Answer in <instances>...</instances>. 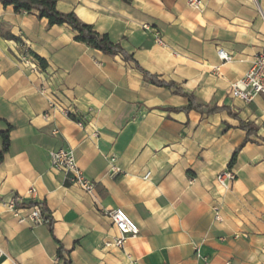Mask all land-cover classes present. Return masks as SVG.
Returning <instances> with one entry per match:
<instances>
[{"label":"crops","instance_id":"0c3cea01","mask_svg":"<svg viewBox=\"0 0 264 264\" xmlns=\"http://www.w3.org/2000/svg\"><path fill=\"white\" fill-rule=\"evenodd\" d=\"M201 1L199 10L187 0H56V8L106 33L159 80L220 108L210 114L185 110L188 98L174 87L74 40L68 25L0 5V127L10 126L0 264H264V93L250 103L230 93L264 52V0ZM220 48L229 62L220 63ZM241 123L255 133L229 166L246 138ZM60 147L73 150L91 193L52 168L49 151ZM111 156L121 170L113 177ZM225 168L235 173L228 189L215 181ZM13 195L17 215L3 204ZM30 201L51 224L20 221ZM115 208L139 229L121 248L104 246L118 236L107 215Z\"/></svg>","mask_w":264,"mask_h":264},{"label":"built area","instance_id":"2783aa9c","mask_svg":"<svg viewBox=\"0 0 264 264\" xmlns=\"http://www.w3.org/2000/svg\"><path fill=\"white\" fill-rule=\"evenodd\" d=\"M187 4L190 8L199 10L202 8L201 0H187ZM154 40L157 44L163 45V42L158 34L155 35ZM217 56L220 63H226L231 60V56L222 48L217 50ZM232 97L237 98L244 103H250L254 97L258 94L264 93V52L254 57L250 68L242 76L241 79L234 82L230 91ZM77 122L80 125H89L93 128L90 122H88L84 116L76 115ZM95 134V131L93 132ZM50 163L55 171L62 172L65 179L70 184H76L85 191L91 193L94 189V182L86 178L80 168L77 165L74 152L71 148L60 147L49 151ZM120 168L115 163V157L111 156L108 159L107 175L113 177L120 173ZM147 173L145 178L148 177ZM235 179V173L230 168H225L219 171L215 176V181L222 189H228L231 182ZM27 194H35V188L30 187ZM19 197L13 195L7 201H4V206L18 214ZM107 215L112 220L113 225L118 231V236L110 240L105 241L106 247H123L126 240L130 237H134L138 234V226L127 216V214L120 208L110 209L107 211ZM215 218L218 219V213L216 211ZM30 220L37 224H49L50 218L48 215L42 212V204L35 203L30 206V212L25 217H20V221ZM3 251L0 247V257ZM228 264V263H226Z\"/></svg>","mask_w":264,"mask_h":264},{"label":"trees","instance_id":"16d2710c","mask_svg":"<svg viewBox=\"0 0 264 264\" xmlns=\"http://www.w3.org/2000/svg\"><path fill=\"white\" fill-rule=\"evenodd\" d=\"M0 5L2 7L12 6L14 11L35 12L38 18H46L47 24L49 26L66 24L72 29V31H74V40L85 43L87 46L97 49L104 54H121L125 61L134 63V66L142 73L146 81L158 86L174 87V91L176 93L186 96L188 98V104L184 107L185 110L193 109L200 112L201 114H210L220 109L216 106H209L207 104L198 102L193 95L185 93L181 89L175 87L173 82L159 80L155 75H152L144 70L133 59L131 54L126 52L119 43L113 42L106 33L97 32L91 24L82 22L73 12H60L56 8V0H0ZM4 36L10 39H17V37L10 33L5 34ZM34 56L42 65L45 64L42 58L37 55ZM75 120H77L76 117ZM240 126L246 130V138L243 143L234 150L228 164L229 166H232L235 162L240 147L247 140H249L248 136L255 133V128L248 124L241 123ZM9 130V125H7V127L4 129L0 127V160L3 158L4 153L7 152L10 145ZM35 203L36 202L30 201L24 203L23 206H32ZM17 204L19 205V203ZM42 212L48 215L47 210L43 205ZM49 224H51V221ZM58 255L61 256V249L58 250ZM63 264H67V261H64Z\"/></svg>","mask_w":264,"mask_h":264}]
</instances>
